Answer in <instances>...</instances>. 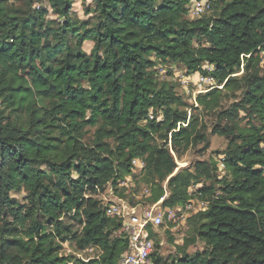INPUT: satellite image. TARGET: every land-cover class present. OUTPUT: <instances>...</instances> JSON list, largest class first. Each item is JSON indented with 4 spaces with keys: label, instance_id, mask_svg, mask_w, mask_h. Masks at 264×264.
<instances>
[{
    "label": "trees",
    "instance_id": "obj_1",
    "mask_svg": "<svg viewBox=\"0 0 264 264\" xmlns=\"http://www.w3.org/2000/svg\"><path fill=\"white\" fill-rule=\"evenodd\" d=\"M41 1L0 0V264H117L127 240L98 195L134 159L145 165V203L165 195V181L162 207L184 205L191 184L207 203L188 218L182 255H154L153 264H264V0H208L197 19L188 15L194 0H80L86 21L74 0H49L48 20L33 9ZM166 64L221 88L188 107L158 80ZM204 114L227 141L216 153L224 175L212 161L174 175V155L208 148ZM71 242L98 257L62 255Z\"/></svg>",
    "mask_w": 264,
    "mask_h": 264
},
{
    "label": "built area",
    "instance_id": "obj_2",
    "mask_svg": "<svg viewBox=\"0 0 264 264\" xmlns=\"http://www.w3.org/2000/svg\"><path fill=\"white\" fill-rule=\"evenodd\" d=\"M209 7L210 3L208 0L191 1L188 6V15L192 19H197L206 13ZM170 65L172 69L176 67L175 64ZM203 69L212 70L211 67L206 66ZM174 70L177 71V67ZM160 71L164 72L163 68H160ZM183 72L184 74L181 77L184 79L183 83L194 82L198 88L207 87L205 91L198 89L197 94L201 95L203 92L207 93L215 88H221L217 86L215 80L210 76H204L200 73L187 75L185 71ZM149 119H153L151 113ZM161 119L162 116L158 114L157 120L160 121ZM217 166L220 172L224 171L222 159ZM143 167L145 165L142 160L134 159L131 162V173L123 179L118 180L116 186L108 183L99 194L101 198L98 199L104 207L105 214L120 222L118 234L124 236L127 240V250L120 256L117 264H153L154 255L157 259L163 261V256L158 250L160 247L154 244L149 231H151L152 236H155L159 229L166 226L173 236L186 230L189 217L207 208V203L198 198L200 196L199 189L202 187L201 184L190 186L187 190L189 196L187 202L177 208L161 206L167 197L166 193L155 204L145 203L144 200L148 199L151 195L148 187H145L141 193L140 200H143L141 203L131 204L121 198L118 195V191L124 190L125 194H131L130 192L135 187L134 168L143 169Z\"/></svg>",
    "mask_w": 264,
    "mask_h": 264
},
{
    "label": "rangeland",
    "instance_id": "obj_3",
    "mask_svg": "<svg viewBox=\"0 0 264 264\" xmlns=\"http://www.w3.org/2000/svg\"><path fill=\"white\" fill-rule=\"evenodd\" d=\"M89 4H90V0H87L86 5H89ZM20 5H22V4L20 3ZM33 9H35V10H46V11H48V15H47L48 20L56 19V17L51 13V11L49 9V0H42L40 3H35L33 5ZM72 13L81 21H86L88 19V17L84 14V7H83L80 0H74L73 1ZM92 47H93L92 43L85 42L82 46V49L87 54H89ZM263 62H264V58H263ZM170 66H171L170 64H166L162 67L159 66L156 68L158 80L160 82H166V83H170V84L172 83L175 87L176 92L183 98L184 102L188 105V107L195 108L196 107L195 98L198 95H200V94L196 93L197 90L199 89L201 91H205L207 89V87L198 88L196 83H194V82L183 83L182 81L184 79L181 78L182 74H184L183 67L178 65V66H176L177 71H175L174 69H176V67L174 69H172V68H170ZM160 68H163L164 72H161ZM263 73H264V71H263ZM204 93L205 92H203V94ZM229 103L230 102L224 103L223 107L228 106ZM190 110H188L189 114H190ZM191 113L197 114V112H194L192 110H191ZM241 116H243V115H241ZM214 121H215V119H214L213 115H210V114H204L203 115L202 123L205 126V129H206L205 132L207 134L208 141H209L208 148L205 152H200V151H202L200 149L203 146L199 145L196 149H192V150L188 151L187 153H185L181 157H176L174 155L175 163L177 166V168L174 171V175L177 174L178 171H180L183 168H192L196 161H212V162L217 163V165L220 163L221 159L223 161V156H217L216 153H222L223 151H225V149L227 148V141L222 137L211 134V128H212V124L214 123ZM93 132H94V129H88L87 130V133L84 137V143H86V144L91 143ZM143 169H144V167H143ZM143 169L134 168L133 174H135V175H133V176H135L134 178H136L135 179V187L132 189L131 194H125L124 193V195H125L124 198L120 196L121 198L127 200L129 203H133V202L141 203V202H143V200H140L141 199V193H142L143 189L145 187H147L143 183L142 180L139 181V179L142 176L141 174L143 173ZM138 174H140V176H138ZM219 175L221 178L224 175V171H221ZM163 185L165 187V193H166V195H168V191L166 189L167 182L165 181ZM194 185H196V184H191L190 186H194ZM120 194H122V192L118 191V195H120ZM11 197L16 199L18 202H22L24 195L23 194H12ZM98 198L100 199L101 196L98 195ZM148 204H150V201H148ZM72 225L74 226L75 229L78 227L74 222L72 223ZM188 228H189V226L186 227L185 231H182V232L172 236V234H170L167 227L163 226L161 229H159L158 233H156L155 236H151L153 238L154 244L159 245V247H160L158 250H159V253H161V255L163 256V258H162L163 261L167 257H169L170 255L172 257L182 255L179 249L184 244V238L188 234V230H189ZM201 250H202V245L198 243L195 246L188 247L187 250H185V251H186L187 255L192 256L195 252L201 251ZM62 255L71 256V257L75 258L76 260H79L83 263H87L89 261L96 259L99 255V252L93 248H88V249L83 250V251H77L74 243L71 242V243L63 245Z\"/></svg>",
    "mask_w": 264,
    "mask_h": 264
}]
</instances>
